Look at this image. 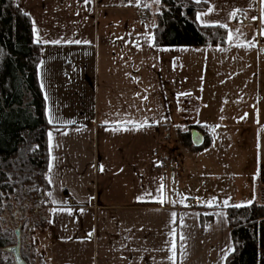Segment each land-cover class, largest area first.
Wrapping results in <instances>:
<instances>
[{"label": "crops", "instance_id": "0c3cea01", "mask_svg": "<svg viewBox=\"0 0 264 264\" xmlns=\"http://www.w3.org/2000/svg\"><path fill=\"white\" fill-rule=\"evenodd\" d=\"M190 1L207 4L195 20L226 27L227 45L195 48L183 62L176 48L154 46L159 0H15L40 47L36 73L48 123V228L37 238L43 264H225L233 251L225 209L264 206V0ZM145 6L152 17L143 24L137 12ZM242 74L252 78L253 95H242ZM185 101L217 104L221 122L235 124L223 135L228 144L247 121L236 109L248 105L254 131L244 137L245 154L240 143L216 144L211 126L196 121L189 127L206 126L208 143L198 149L200 133L197 150L183 146L177 122ZM159 149L179 160L171 174L157 170ZM242 156L250 178L244 191L255 196L236 205L217 173ZM204 218L211 219L205 226Z\"/></svg>", "mask_w": 264, "mask_h": 264}, {"label": "trees", "instance_id": "16d2710c", "mask_svg": "<svg viewBox=\"0 0 264 264\" xmlns=\"http://www.w3.org/2000/svg\"><path fill=\"white\" fill-rule=\"evenodd\" d=\"M206 10L205 3L159 0V10L152 25L154 46L225 47L226 27L201 26L196 22V14ZM39 60L40 47L33 42L29 17L18 8L15 0H0V219L7 214L14 217L21 213L24 216L28 213L33 218L29 219L25 237L20 229L24 225L16 228L21 257L26 264L21 242L31 250L34 244L28 243L27 237L32 238V230L42 232L48 228V218L44 214L48 206L45 198L48 190V123L37 81ZM192 129L204 134V144L198 149L206 146L209 141L206 126L195 125L188 130ZM188 130L179 131L178 138L183 146L192 148ZM225 212L233 241V251L225 264H264V206H231ZM210 220L204 218L202 225H207ZM14 239L16 243V237ZM14 245L10 238L0 235V251L6 252Z\"/></svg>", "mask_w": 264, "mask_h": 264}, {"label": "rangeland", "instance_id": "374dc122", "mask_svg": "<svg viewBox=\"0 0 264 264\" xmlns=\"http://www.w3.org/2000/svg\"><path fill=\"white\" fill-rule=\"evenodd\" d=\"M195 48H176L175 51H177L179 53V55L182 57V59L185 61H189L186 60L187 56L189 58H191L190 56L193 55V50ZM214 49V48H213ZM218 50V49H217ZM207 50H201V52H196V53H206ZM211 51V50H210ZM186 52L187 54L182 55L181 53ZM241 66L246 67L245 62H242ZM185 76L184 75H179L177 77L178 83H177V93L178 94H183L184 96V91H185ZM241 80V87H242V95H246V94H250V92L252 93L253 91V85H248L247 83L252 82V78L249 77L248 74H242V78ZM237 83V82H236ZM251 89H250V87ZM198 94V93H197ZM202 95H206L207 91H201ZM208 95V94H207ZM253 95V93L251 94ZM249 95V96H251ZM251 103V102H250ZM175 104V103H174ZM181 107H178V122L177 125H179L177 128L179 129V131H187L189 125L191 124L192 121H196L198 124H206L211 126V128L213 129V133L216 136V144H220V143H226L227 145H229L230 147H238V143L242 144V152L245 154V147H244V137H246L247 135H249V127H252V132L254 131V124H253V110L250 109V107L247 106H243L241 108L236 109V112H239V115L241 116H245V119H247L246 122H242L241 124H237L236 128H238L239 131V135L240 137L238 138V136L236 135V139L234 137H232L230 143L228 144V141H225L224 138V134L227 133L228 131H231V129H234L232 126H234L235 124H233V122H231V127L230 124H224L223 122H221V119L224 118H220L219 117V108L218 105L216 104L215 107L212 108H206V109H202V108H197V107H192L191 102H187L185 101L184 103H180ZM230 109H226V112H229ZM195 115V119H192V117ZM250 115H252V119H250ZM228 116V115H227ZM225 116V117H227ZM237 116V115H236ZM227 119H234L231 115H229L227 117ZM229 122V121H228ZM251 123V124H250ZM226 126V127H224ZM220 135L223 136V140H219ZM249 141L246 140V143H248ZM170 147L172 146L174 148V152L175 155L177 157H179V159L181 161H183L186 156L184 151L182 150V148L180 147L178 140L176 139V136H172L170 142H169ZM171 147V148H172ZM240 149V148H239ZM245 150V151H244ZM174 156V155H172ZM174 156L176 158V160L179 163V160L177 159V157ZM227 158L231 159V156H227ZM245 156H242V161L239 163L238 165L235 164H231L230 162L226 163V170L224 172V176H223V172L220 171L219 173H217V175L220 176V178L223 177V179H226L227 181V189H226V195L228 198H232L234 200V198L236 199L237 203H234L236 205L238 204H249L251 202V198L254 197V193L251 194L252 192L250 191H244V187H243V183L244 179L250 180L249 176L245 173V171H243L244 166H249V164H245ZM200 167V163H198L197 165V170L200 172L199 170ZM239 180L241 182H239ZM261 197H263L264 195L259 194ZM45 214V212H44ZM26 216L21 214H16L13 216H11L10 214H7L6 216H4V218L2 217V219H0V235L6 238H10V240H12V245L15 244V230L16 228H19V225H24L22 226L20 229L22 231V236L25 237L27 232V226H28V222H30L31 220L29 219H33L31 216H28V213L25 214ZM24 216V217H23ZM37 218V217H36ZM16 219V220H15ZM15 220V221H14ZM38 233V234H37ZM32 238L27 237V242L30 244H34V246H32L31 250L27 249L25 247V245L23 246V244H25V242L23 243V241L21 242V252L22 255H24L27 259L28 264H43V262L41 261L40 255H39V243L37 245V238H39V235L41 234V232H36L34 230H32ZM26 242V243H27ZM12 257L9 253L1 250L0 251V264H2L1 261L4 262H9L11 264H14L12 261Z\"/></svg>", "mask_w": 264, "mask_h": 264}, {"label": "built area", "instance_id": "2783aa9c", "mask_svg": "<svg viewBox=\"0 0 264 264\" xmlns=\"http://www.w3.org/2000/svg\"><path fill=\"white\" fill-rule=\"evenodd\" d=\"M151 17L152 11L147 6L142 7L137 12V19L143 24H146ZM153 155L158 159L157 170L162 173L171 174L173 170L179 167V163L176 158L162 149L155 151ZM193 203H198V200H193Z\"/></svg>", "mask_w": 264, "mask_h": 264}, {"label": "water", "instance_id": "95a60500", "mask_svg": "<svg viewBox=\"0 0 264 264\" xmlns=\"http://www.w3.org/2000/svg\"><path fill=\"white\" fill-rule=\"evenodd\" d=\"M190 138H191L192 145L194 147L201 146L203 142V138L200 132L194 129L191 130ZM15 237H16L15 245L7 248L6 252H8L11 255L14 264H26V262L22 259L21 253H20V236H19L18 230L15 231Z\"/></svg>", "mask_w": 264, "mask_h": 264}, {"label": "snow or ice", "instance_id": "6c2138e0", "mask_svg": "<svg viewBox=\"0 0 264 264\" xmlns=\"http://www.w3.org/2000/svg\"><path fill=\"white\" fill-rule=\"evenodd\" d=\"M234 15V14H233ZM50 137H51V134H50ZM157 202H159V203H164V200H159V201H157ZM239 207V206H238ZM181 239H183V237H181Z\"/></svg>", "mask_w": 264, "mask_h": 264}]
</instances>
